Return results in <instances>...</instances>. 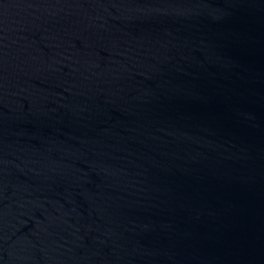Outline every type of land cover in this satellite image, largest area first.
I'll return each mask as SVG.
<instances>
[{
    "label": "water",
    "instance_id": "1",
    "mask_svg": "<svg viewBox=\"0 0 264 264\" xmlns=\"http://www.w3.org/2000/svg\"><path fill=\"white\" fill-rule=\"evenodd\" d=\"M0 264H264V0H0Z\"/></svg>",
    "mask_w": 264,
    "mask_h": 264
}]
</instances>
